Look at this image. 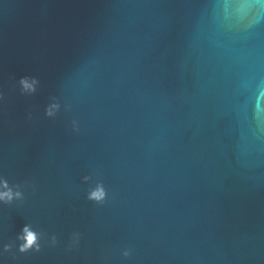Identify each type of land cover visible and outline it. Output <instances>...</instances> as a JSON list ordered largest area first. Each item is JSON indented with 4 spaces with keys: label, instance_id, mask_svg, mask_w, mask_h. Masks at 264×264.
<instances>
[{
    "label": "water",
    "instance_id": "95a60500",
    "mask_svg": "<svg viewBox=\"0 0 264 264\" xmlns=\"http://www.w3.org/2000/svg\"><path fill=\"white\" fill-rule=\"evenodd\" d=\"M239 4L0 0V264H264V0Z\"/></svg>",
    "mask_w": 264,
    "mask_h": 264
},
{
    "label": "clouds",
    "instance_id": "9594fccd",
    "mask_svg": "<svg viewBox=\"0 0 264 264\" xmlns=\"http://www.w3.org/2000/svg\"><path fill=\"white\" fill-rule=\"evenodd\" d=\"M248 7L247 5V0H240L239 4V9L241 11L245 10ZM21 83L23 84L25 89L33 90L32 85L27 82V80H22ZM49 115H51V111H49ZM5 187L7 185L5 184ZM17 196H19V193H16ZM105 190L102 185H98L95 190H93L89 194V199L95 200L97 202H100L104 200L105 198ZM7 198L8 200L12 199V193L9 192H4L0 193V199ZM24 235L21 237V239L24 241V243L20 246V251L21 252H26L31 248H35L37 252L40 251V244L38 243V234L35 231H30L28 227H25L23 229ZM127 255V253H125Z\"/></svg>",
    "mask_w": 264,
    "mask_h": 264
}]
</instances>
